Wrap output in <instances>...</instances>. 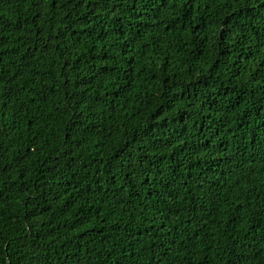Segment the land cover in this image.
<instances>
[{"label":"trees","instance_id":"obj_1","mask_svg":"<svg viewBox=\"0 0 264 264\" xmlns=\"http://www.w3.org/2000/svg\"><path fill=\"white\" fill-rule=\"evenodd\" d=\"M0 264H264V0H0Z\"/></svg>","mask_w":264,"mask_h":264}]
</instances>
